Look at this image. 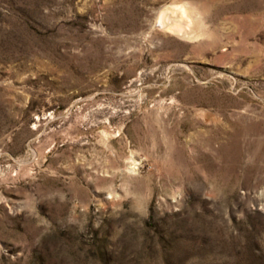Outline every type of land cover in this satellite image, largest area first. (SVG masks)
<instances>
[{
	"label": "rangeland",
	"instance_id": "374dc122",
	"mask_svg": "<svg viewBox=\"0 0 264 264\" xmlns=\"http://www.w3.org/2000/svg\"><path fill=\"white\" fill-rule=\"evenodd\" d=\"M0 264H264V0H0Z\"/></svg>",
	"mask_w": 264,
	"mask_h": 264
},
{
	"label": "bare ground",
	"instance_id": "6f19581e",
	"mask_svg": "<svg viewBox=\"0 0 264 264\" xmlns=\"http://www.w3.org/2000/svg\"><path fill=\"white\" fill-rule=\"evenodd\" d=\"M168 9L161 12L159 16L158 23L160 27L164 30L176 33H191L194 26V20L189 10L184 6H177L173 9V13L176 15L172 17L171 14H169Z\"/></svg>",
	"mask_w": 264,
	"mask_h": 264
}]
</instances>
